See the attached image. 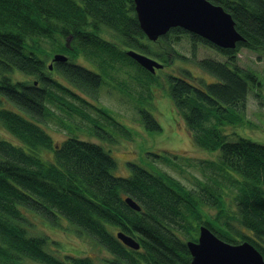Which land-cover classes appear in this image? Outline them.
Here are the masks:
<instances>
[{
	"label": "trees",
	"instance_id": "1",
	"mask_svg": "<svg viewBox=\"0 0 264 264\" xmlns=\"http://www.w3.org/2000/svg\"><path fill=\"white\" fill-rule=\"evenodd\" d=\"M211 1L232 14L244 37L236 47L221 48L179 26L163 35L179 39L188 33L193 52L199 40L227 55L226 61H197L217 76L215 81L193 82L189 69H184L187 75L167 73L194 144L220 151L218 159L206 163L216 175L196 189L152 162L150 167L129 162L131 172L116 175V159L103 145L74 133L55 144L41 125L54 115L49 102L64 105L52 88L75 95L117 123L107 108L49 76L48 62L56 53L69 58L53 66L94 98L111 71L126 65L145 72L135 77L151 93L157 70L171 62L167 55H184L172 42L156 48L162 36L157 41L145 34L134 0H0V121L7 129L0 136V264H27L30 258L44 264H96L90 254L67 253L63 259L51 251L49 236L30 232L29 209L57 226L67 220L130 264H191L187 241L198 239L201 224L227 241L249 240L264 255V142L226 130L245 124L250 82L257 75L237 62V53L241 47L264 49V0ZM127 49L155 56L163 67L152 72ZM79 56L91 66L76 62ZM15 70L26 75L15 78ZM69 106L92 122V132L103 133L98 119L74 103ZM140 111L150 128L161 129L150 111ZM128 196L140 210L126 203ZM114 228L137 238L140 247L123 244Z\"/></svg>",
	"mask_w": 264,
	"mask_h": 264
},
{
	"label": "rangeland",
	"instance_id": "2",
	"mask_svg": "<svg viewBox=\"0 0 264 264\" xmlns=\"http://www.w3.org/2000/svg\"><path fill=\"white\" fill-rule=\"evenodd\" d=\"M179 39L173 35H162V41L155 45L157 49H160L161 44L172 42L179 53L189 58L172 53L167 55L171 62L157 70L156 81L151 84V93L148 92L149 88L135 77L137 73L144 71L139 68L136 69L132 65L111 71L110 77H106L98 88V98H94L66 80V76L58 70L57 66H53V63L55 64L58 60H54L53 63L48 62L50 63L49 76L62 81L95 106L107 108L117 123L111 121L112 124L110 120L100 116L99 111L91 104L82 103L75 95L52 88L64 105L60 104V106L57 102H49L54 115L52 118H48L47 123L41 125H44L51 134L55 144L60 143L73 133L78 137L89 138L100 143L110 150L116 159L117 165L112 171L116 175L129 174L131 172L129 162L133 161L147 167H150L152 162L153 167L156 165V168L167 171L186 186L199 188L200 181L216 175L215 171L210 170L206 163L207 160L218 159L217 156H219L220 151L194 144L192 135L186 127L185 119L177 111L170 94L167 73L187 75L184 69H189L192 77L187 76L193 82H198V79H204L208 82L215 81L218 80L217 76L204 70L197 61L204 57L226 61L227 55L220 52L216 47L199 40L196 41V50L193 52L190 43L192 41L191 36L188 33L182 34ZM154 58L156 57L154 56ZM75 60L85 66H91L83 56H79ZM237 62L245 69L254 71L257 77L254 82H250L245 124L228 125L226 130L232 134L236 133V135L240 134L264 142V49L252 50L248 47H241L237 53ZM25 75L19 70H15L13 73L15 78H23ZM69 103L76 104L80 110L89 112L98 119L97 121L104 123H99L105 129L102 131L103 133L99 135L94 131L92 132V122L75 113ZM140 108L150 111L159 122L161 129L150 128ZM3 135H7V129L2 127L0 121V136ZM45 153L49 156L53 154L50 151H45ZM227 188L229 195L234 196L235 190ZM29 211L28 228L30 232L49 236L50 250L61 258L64 259V255L67 253L90 254L95 259L96 264H130L121 260L94 238L77 231L67 220L62 219L60 226H57L44 218V215L30 209ZM212 212H215V209H212ZM119 231L122 230L114 228L113 232L116 235ZM116 236L120 239L118 235ZM122 243L125 244L123 241ZM26 262L27 264H44L31 258Z\"/></svg>",
	"mask_w": 264,
	"mask_h": 264
},
{
	"label": "water",
	"instance_id": "3",
	"mask_svg": "<svg viewBox=\"0 0 264 264\" xmlns=\"http://www.w3.org/2000/svg\"><path fill=\"white\" fill-rule=\"evenodd\" d=\"M142 30L151 40H157L172 27H182L198 34L221 48H234L243 35L236 30L232 14L211 0H134ZM128 56L141 66L155 72L163 63L136 49H127ZM68 55L56 53L53 60L67 61ZM126 203L141 209L131 196ZM116 235L128 246L138 249L140 242L119 231ZM191 264H264L263 253L249 240L230 242L218 236L208 225L201 224L197 240L187 241Z\"/></svg>",
	"mask_w": 264,
	"mask_h": 264
},
{
	"label": "flooded vegetation",
	"instance_id": "4",
	"mask_svg": "<svg viewBox=\"0 0 264 264\" xmlns=\"http://www.w3.org/2000/svg\"><path fill=\"white\" fill-rule=\"evenodd\" d=\"M172 28H173V27H172ZM172 28H171V29H172ZM174 28H175V27H174ZM171 29H170V30H171ZM170 30H169V31H170Z\"/></svg>",
	"mask_w": 264,
	"mask_h": 264
}]
</instances>
